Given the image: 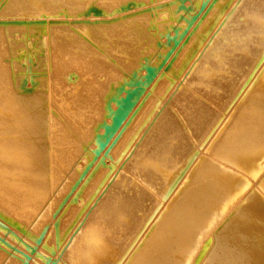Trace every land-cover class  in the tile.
<instances>
[{"label": "bare ground", "instance_id": "bare-ground-1", "mask_svg": "<svg viewBox=\"0 0 264 264\" xmlns=\"http://www.w3.org/2000/svg\"><path fill=\"white\" fill-rule=\"evenodd\" d=\"M16 1L8 0L16 11L26 12L23 5L22 10L17 8L20 4ZM24 1L32 7L30 11L25 8L28 14L38 19L59 16L93 21L95 18L87 15L93 8L107 15L127 16L110 22L64 24L70 28L63 37L66 41L71 42V30L84 41L83 52L89 61L83 63L76 52L65 51L63 59L50 54V41L57 38L62 24L22 27L0 22V54H6L5 44L11 51L23 50L25 65L15 73L0 58V224L33 244L43 239L49 250L56 251L58 246L59 264H187L204 238H209L210 247L229 246L237 240L236 235L247 239L251 227L247 225L264 213V182L257 187L253 175L261 163L256 160L253 168L245 171L248 168L242 160L236 161L246 167L242 170L247 176L244 180L254 188L246 200L242 196L234 199L231 177L241 166L234 163V154L256 156V151L264 148V132L251 135V129H264V109L252 100L255 96L264 99V0L212 3L137 116L117 136L108 169L94 164L93 157L106 142L105 132L116 130L127 109L120 108L122 101L149 67L144 60L136 61L133 53L156 46L168 25L152 22L175 24L183 16V0H49L57 4L56 13L53 5L44 8L49 4L46 0L47 4L42 0L44 7L41 0ZM189 1L199 9L210 3ZM131 2L136 3L129 5ZM120 10L123 12L118 13ZM119 29L125 35L123 43L115 34ZM39 34L46 37L47 62L38 54L42 52L35 42ZM96 35L101 42L96 43ZM17 36L21 44L14 49ZM172 45L156 51L165 58ZM114 49L123 54V62L109 73L103 68L112 60ZM14 57L17 59L12 52L8 66L15 65ZM38 57L40 62L34 66L33 59ZM50 60H54L52 64ZM46 68L47 75H34L36 69ZM25 75L34 83L31 90L23 87ZM15 91L21 93L25 110L34 116L26 137L19 136L17 113L8 110ZM34 95L41 98L27 100ZM236 104L239 108L234 110ZM7 121L9 127L4 128L2 123ZM222 139L230 145L225 161L220 148L216 150ZM210 144L216 151L214 159L228 168L218 170L215 176H207L209 169L204 163L213 152ZM87 168L91 172L82 179ZM76 183H80L79 189L73 190ZM70 194L80 203H66ZM215 194L218 203L228 201L236 206L244 201L223 228L216 224L218 208L214 216L207 212L208 205L216 202L212 199ZM248 211L251 215L245 223ZM206 212L213 217L212 229L207 224L211 218L205 220L209 218ZM206 225L210 233L205 231ZM262 247L263 242L257 239L253 252L242 254L229 247L218 259L229 264H264ZM5 250L0 249V264H23ZM254 253L261 255L260 261L254 259Z\"/></svg>", "mask_w": 264, "mask_h": 264}, {"label": "rangeland", "instance_id": "rangeland-1", "mask_svg": "<svg viewBox=\"0 0 264 264\" xmlns=\"http://www.w3.org/2000/svg\"><path fill=\"white\" fill-rule=\"evenodd\" d=\"M17 0V4H20L19 7L17 8H21L22 10V6L23 5V9L22 11H26L24 13H20L18 11H16L15 8H13V5H9L8 0H0V22H6V23H15V24H22L20 26H27L26 24L32 25V24H41V25H46L48 22L49 23H56V24H62V25H66L69 23H76V22H83V23H88V24H94V23H98V22H110L113 20H117L119 18H123L125 16H127V13L124 14H120V15H107L105 14L103 11L98 10V9H91L88 12V16H92V18L94 17L95 20L91 21V20H87L85 18H73L72 20H69L68 18H59L58 17H54V18H45V19H38V18H33L31 14H28L27 10L31 9V6H28V3H26V5H24L26 1L24 0ZM47 2L49 0H46ZM44 0V2H46ZM215 0H210L209 4H205L203 6H201V8L199 9L198 6L196 7H192L191 6V1L189 0H183L181 6H180V11L183 12V16L181 17V19H179L175 24H170L169 20H158L155 22H152V24H167V27L163 28V31H166V34L164 33L162 36V39L159 40L158 43H156V46H149L147 48H143V49H138L137 51H134V55L133 57H135L134 59L136 61L139 60H144L145 63H147L149 65V67L147 69H145L143 71V80H141L140 82H136L135 84H133V87L130 91V93L126 96L125 100H123V104L121 105L120 108L122 107H127L125 114L119 119L118 121V125L116 130H114V132L112 133L111 131H106L104 136H107L106 142L101 146L98 147L97 152L95 153L94 157H93V163L94 164H98L101 165L103 168L108 169L111 168V156L110 153L112 151V148L115 145L117 136L130 124V122L137 116L138 112L140 111L144 100L151 94V91L153 90V87L156 85V83L158 81H160L161 79L164 78L165 73L168 71L169 69V62L170 60L176 55V52L185 44V42L187 41V39L191 36L192 32L196 29V26L202 21V18L205 17V15L207 14V12L209 11V9L212 6V3ZM44 2L41 0L40 5L42 7H44L45 4H47V2L44 4ZM51 2V1H50ZM48 2V8L44 7L45 9H50L53 5L52 8L54 9L55 13L57 11V4L56 6H54V4L51 2ZM133 3L136 2H131L129 5H132ZM11 4V3H10ZM26 6V7H25ZM128 6V5H127ZM31 7V8H30ZM25 8L27 10H25ZM56 9V10H55ZM199 9V10H198ZM148 10V9H146ZM30 11V10H29ZM144 10H138L137 12H141ZM123 10H120L118 13H122ZM158 14L161 12H157ZM59 15V14H57ZM87 15H83L87 16ZM111 16V18L108 19H103L102 17L104 16ZM152 17H154L153 14H151ZM63 26L61 28H59V32H58V36L55 40H51L50 41V46H51V53L48 52L47 50V42H46V37L45 35H40L36 38L35 42H37L39 44V46L42 49L41 54L38 53L39 55H43V57H45L44 59L47 62V55L48 53H50L53 57L55 55H57V58L59 59H63V56L65 54H67L68 52L65 51H71L75 54L78 55L79 57V61L80 63L82 62H88L89 60L87 59V57L85 56V53L83 52V50L86 48L84 41L80 38L79 35L75 34L76 31L75 30H71V35H72V39L71 42L66 41L63 37L66 35V32H68L70 30V28H67V26ZM27 28H29V30H35L33 28H31L30 26H28ZM118 32H115V34L117 33V37L118 40L120 42L123 43V35L124 32L123 30H117ZM43 32L45 33L46 30L44 28ZM153 33V32H152ZM22 35V34H21ZM23 36V35H22ZM125 36V35H124ZM34 41V40H33ZM95 41L96 43L101 42L102 38L98 35L95 36ZM158 41V40H157ZM13 47L14 49L19 48L21 42L17 36V38L14 39V43H13ZM173 44V45H172ZM9 44H5L4 51L6 50V54H0V58L3 59L4 65H6L10 70L12 68H14V72L15 73H19V66H25L24 65V60H21L22 56H23V50L22 51H11V47L8 46ZM128 45V44H127ZM172 48L170 51L167 52L166 56H164L165 58H163V54H159V51L157 52L156 50L158 48H163V47H171ZM7 46V47H6ZM115 50V49H114ZM156 51V53H155ZM14 53V56L17 57V59L15 58V60L17 61L15 63V65L13 66H8V63L10 61V54ZM58 53V54H56ZM121 52L119 50H115L113 52V54L111 55L112 60L108 61L105 63L104 68L107 72L111 73L113 72L114 68L116 67L115 65H117V63L123 62V54H120ZM100 55V53L98 54ZM39 59V60H38ZM38 59H33L34 61V66H38L39 62H40V58L38 57ZM54 60H50L51 64ZM46 63H42V65H45ZM48 65L50 64L49 62L47 63ZM49 69V68H48ZM47 68L40 70V69H36L37 72L34 74L35 76H45L47 75ZM150 74V77L148 78V75ZM31 77H28L25 75L24 76V88L31 90L34 87V83L32 81H30ZM22 82V83H23ZM5 84L7 82H4ZM9 83V81H8ZM22 87V86H21ZM21 93L19 92H13L11 94V99H12V106L8 109L9 112H12L14 114V112L17 113L18 118L16 119V123L17 126L20 128H18L20 131L21 130V134H19V136H25L27 135V133L30 131L31 129V124L34 121V116L32 113H30L29 111L25 110V104L24 101L21 100ZM17 97V98H16ZM34 99H30L28 98L27 100H32L34 102H36L37 100H39L41 97L40 95H34L33 96ZM254 101V103L257 105V107L263 111L264 109V99L260 96H255L252 99ZM16 101V102H15ZM57 102H59L57 100ZM26 103V101H25ZM128 103V105H127ZM246 103V102H245ZM244 103V105L246 106V104ZM243 104V103H242ZM241 104V105H242ZM239 104H236L234 106V110L238 109L239 107H237ZM244 105L242 108H244ZM227 120V118H226ZM44 122V121H43ZM42 122V124L44 125V123ZM7 123V124H6ZM8 121L2 123L4 126V128H6L8 125ZM226 121L224 120V122H222V126H221V130H223L224 126H225ZM42 125V126H43ZM10 129V128H9ZM253 131V129H251V135L252 136H259L260 134L262 135L264 132V129H256ZM261 130V131H260ZM260 131V132H258ZM255 134V135H254ZM257 134V135H256ZM24 140V139H23ZM22 141V143H25V141ZM256 141V140H254ZM212 144L209 145V147ZM257 147V146H256ZM211 150L213 151L211 153L210 156H208L204 163L207 166V169H209L207 176H209L211 174V176H215L216 172L218 170H222L223 167L226 168L225 164L222 161H225V156L224 155H228V150L230 148V145L228 142H226L224 139H222V142H220V145L216 148V150L218 148H220L221 152H220V156H223L222 161L220 160V162L216 161L214 159V157L216 156V151L215 149L213 150V147H210ZM264 149V148H263ZM263 149H259L261 151L258 152V150L255 152V155H259V156H251L252 154H248L246 155V153H237L234 154V163H238L236 161H241L243 162V165H246L248 169H246L245 166L242 165V163H238L237 166H239V164L241 165L239 168L242 169H237V171L239 173H236L237 171H234V177H231L232 181H234V187L232 188V192L234 194V199H238L236 198V196H242L243 200H246L248 198V196H250V194L253 192L252 190H254L253 187H251L249 185V181L244 180V178H247L246 174L245 176L242 174L244 169L247 170H251L253 168V165L256 163L254 161L257 160V162L261 163L258 164L257 168L254 170V176H256L258 182L256 184L257 187H262V184L264 182V152ZM256 150V149H255ZM242 156H241V155ZM237 155H240L239 157H237ZM250 155V156H249ZM247 156V157H246ZM241 157V159H239ZM251 157V158H250ZM254 157V158H253ZM258 158V159H256ZM237 159V160H236ZM255 159V160H254ZM248 160V161H247ZM247 161V162H246ZM250 161V162H249ZM253 161V162H252ZM261 161V162H260ZM246 163V164H245ZM248 164H251L248 166ZM261 166V167H260ZM251 167V168H250ZM263 167V168H262ZM228 169V168H226ZM91 169H86L83 174H82V179H84V177H86L91 171ZM241 170V173L240 171ZM229 171V170H228ZM210 173V174H209ZM189 174V173H188ZM240 174H242L243 176H241ZM191 175V173H190ZM225 176H228V174H225ZM230 176V175H229ZM228 176L227 179H230ZM81 182V180H80ZM79 184L80 183H76L73 186V190H77L79 189ZM264 185V184H263ZM264 187V186H263ZM72 190V191H73ZM259 190V189H258ZM257 190V194H260V191ZM73 195L70 194L68 195V197L66 198V203L70 202V203H75V204H79V198L75 197L74 199H72ZM213 200L216 202H213L211 204L213 205H208L210 207V209L212 208V210H208V206H207V212L212 211V215L214 216L215 214H217V216L215 217L216 221H217V226L218 228H223L224 226H227L228 223L231 221V219L234 217V215L236 214L237 210L239 209L240 204H242V202L244 201H240L239 204H237L236 206H234V204L229 203L228 201H222L221 202H217L219 199V195H213L212 196ZM215 203V205H214ZM218 208V212L216 211V209ZM221 208V209H220ZM217 213H216V212ZM220 211V212H219ZM206 212V215L208 214ZM211 214V212H210ZM248 215H244L243 217V222L245 221V223H247L248 221L247 218L250 217L251 213L248 211L247 213ZM247 216V217H245ZM207 217H209L208 219L206 218L205 220H209L212 216L211 215H207ZM213 218V217H212ZM212 218L211 220L208 221V227L212 229V225L214 224L212 222ZM203 221L206 222L207 221ZM211 223V225H210ZM210 225V226H209ZM251 227H250V226ZM250 227L248 230L250 231V236L247 239H243L241 237H238L239 235H236L237 233H235L234 238L237 237V240L234 239V242L231 243V245H213L212 247H210L209 244V238H204L203 241H200L196 248H195V253L191 254V256L188 257L187 260V264H208V262L210 261V258H213V262H211L212 264H229V262L227 261H222L220 259H218V257H220L225 250H228L227 248H231V251L237 250L239 252H241L242 254H249L250 252H253L254 249L252 247H254V241H256L257 239H260V241L263 242V247L261 250H264V236H260V231L264 232V213L259 214L256 219L252 220L247 227ZM207 227V225H206ZM207 227V229H209ZM196 228V227H195ZM205 230L206 232L208 231V233H210V230ZM231 230L229 231V233L231 234V232L233 231L234 227L230 228ZM212 231V230H211ZM236 231V229L234 230ZM238 232V231H236ZM207 234V233H206ZM239 238V239H238ZM42 240L40 239L37 243L33 244V242L27 240L25 236H17L16 234H14L12 231H10L9 229H7V227H4L3 225L0 224V249H2L3 251L7 252L5 249L8 250V254L11 255L13 258L17 259L19 262H22L23 264H59L60 259H58L56 257L57 251H58V246L56 247V251H52L49 250V248L45 245L42 244ZM236 240V241H235ZM249 242V244H247ZM244 244V245H243ZM5 248V249H4ZM261 252V251H259ZM216 254V257H215ZM253 254V253H252ZM256 253H254L255 255ZM260 254H256L254 259L257 261H260ZM231 261V259L229 260ZM231 264V263H230Z\"/></svg>", "mask_w": 264, "mask_h": 264}]
</instances>
